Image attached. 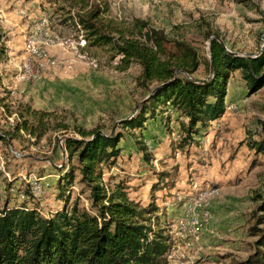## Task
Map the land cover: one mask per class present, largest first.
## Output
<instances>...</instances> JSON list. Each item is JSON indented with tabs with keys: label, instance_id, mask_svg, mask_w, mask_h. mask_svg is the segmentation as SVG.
<instances>
[{
	"label": "rangeland",
	"instance_id": "1",
	"mask_svg": "<svg viewBox=\"0 0 264 264\" xmlns=\"http://www.w3.org/2000/svg\"><path fill=\"white\" fill-rule=\"evenodd\" d=\"M89 1L107 6L106 16L128 23L142 18L170 38L189 41L201 57L195 78L209 77L204 64L208 30L219 35L229 52L255 56L262 48L264 0ZM68 9L65 0H0V33L7 50H14L11 59L6 51L0 62V98L7 105L0 103V126L12 130L22 103L54 113L50 122L68 127L49 130L40 139L20 131L0 141V208L24 205L49 217L64 205L58 196L61 188L69 205L75 201L89 209V192L78 182L77 171L72 184L63 180L59 185L68 167L76 165L65 139L80 138L77 127L120 132V150L113 162L103 165V183H121L130 199L141 205L153 200L159 207L158 221L169 243L164 264H229L244 258L255 239L248 234L253 196L264 191V154L247 145L249 138L260 137L264 87L249 92L239 70L229 73L224 114L183 149L177 146L183 118L170 104L159 105L143 128H123L120 121L138 113L151 86L139 80V65L121 70L119 58L105 48L87 47L80 26L67 20L78 10L69 14ZM47 55L57 67H48ZM67 63L70 71L62 69ZM141 145L149 159L143 158ZM161 172L169 177L159 181ZM222 203L229 204L226 216L213 210ZM196 209L205 211L200 228L191 225ZM221 216L224 221L214 223Z\"/></svg>",
	"mask_w": 264,
	"mask_h": 264
},
{
	"label": "trees",
	"instance_id": "2",
	"mask_svg": "<svg viewBox=\"0 0 264 264\" xmlns=\"http://www.w3.org/2000/svg\"><path fill=\"white\" fill-rule=\"evenodd\" d=\"M65 1L67 13L78 10L67 20L80 26L87 47L105 48L111 57L119 58L121 70L134 63L139 65V80L147 83V88L151 86L152 93L143 100L138 113L120 121L123 128H143L159 105L170 104L183 118L177 143L183 149L210 121L224 114L229 73L239 70L249 92L264 87V37L257 55H238L227 51L219 35L208 30V56L204 64L209 77L195 78L201 57L189 41L170 38L164 29L142 18L128 23L106 16L109 8L94 1ZM2 37L0 33V62L7 49ZM0 103H4V98H0ZM17 111L12 130L0 126V141L11 140L20 131L40 139L49 130L68 128L57 122L52 124V112L22 103ZM262 112L263 117L258 119L260 137L249 138L247 145L264 154V103ZM76 130L80 138L65 139L69 158L75 157L76 165L68 167L59 185L63 180L68 186L72 184L77 171L78 182L89 192L90 208L79 207L75 201L69 205V195L61 188L58 196L64 205L49 217L36 208L4 205L0 208V264H164L169 243L158 221L159 207L153 200L141 205L130 199L121 183L112 187L103 183V165L113 162L118 155L123 134L81 127ZM141 148L143 158L149 159L146 146ZM167 177L168 173L161 172L159 181ZM157 187L152 185V190ZM253 202V222L248 227V234L255 238L252 248L244 258L229 264H264V191H256Z\"/></svg>",
	"mask_w": 264,
	"mask_h": 264
},
{
	"label": "built area",
	"instance_id": "3",
	"mask_svg": "<svg viewBox=\"0 0 264 264\" xmlns=\"http://www.w3.org/2000/svg\"><path fill=\"white\" fill-rule=\"evenodd\" d=\"M30 48H36V46H30ZM47 59H51V66H48V67H57V66H54V59L55 58H52L51 56L47 55ZM27 68H34V67L27 64ZM70 68H71V66L69 63H67L65 66L62 67V69H67L68 71H70L69 70ZM36 71H38V70H36ZM34 184H36V182H34ZM201 218H205V211L200 214L198 209H196V213H192V217H191V225H193V228H200L201 227Z\"/></svg>",
	"mask_w": 264,
	"mask_h": 264
},
{
	"label": "crops",
	"instance_id": "4",
	"mask_svg": "<svg viewBox=\"0 0 264 264\" xmlns=\"http://www.w3.org/2000/svg\"><path fill=\"white\" fill-rule=\"evenodd\" d=\"M6 51H8L7 49H6ZM14 50L13 49H11V51H8V57H9V59H11L12 57V52H13ZM15 53V55H17L16 53V51L14 52ZM16 57H19V55L18 56H16ZM15 57V58H16ZM7 78H4V80H6ZM229 206V204L228 203H222L221 205L219 204V206H217V207H215L213 210H215V213L218 211V212H220L223 216H226V211L228 210V209H226V207H228ZM218 208V209H217ZM229 211V210H228ZM234 212H236L235 214H240L239 213V209H235L234 210ZM223 216H221V217H219V219L218 218H216V220H215V222L214 223H222V221H224V218L225 217H223ZM235 218V220L237 219V217H236V215H234V217L233 218H231V219H234ZM225 221H227V220H225ZM221 225V224H220Z\"/></svg>",
	"mask_w": 264,
	"mask_h": 264
},
{
	"label": "bare ground",
	"instance_id": "5",
	"mask_svg": "<svg viewBox=\"0 0 264 264\" xmlns=\"http://www.w3.org/2000/svg\"><path fill=\"white\" fill-rule=\"evenodd\" d=\"M36 187H34V192L35 193H39L40 192V189L37 187L36 189H35Z\"/></svg>",
	"mask_w": 264,
	"mask_h": 264
},
{
	"label": "water",
	"instance_id": "6",
	"mask_svg": "<svg viewBox=\"0 0 264 264\" xmlns=\"http://www.w3.org/2000/svg\"><path fill=\"white\" fill-rule=\"evenodd\" d=\"M263 46V45H262Z\"/></svg>",
	"mask_w": 264,
	"mask_h": 264
}]
</instances>
